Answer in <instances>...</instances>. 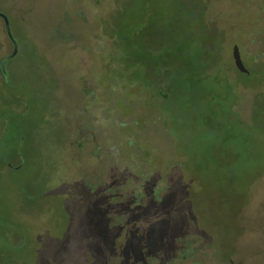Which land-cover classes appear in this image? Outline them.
<instances>
[{"label": "rangeland", "instance_id": "1", "mask_svg": "<svg viewBox=\"0 0 264 264\" xmlns=\"http://www.w3.org/2000/svg\"><path fill=\"white\" fill-rule=\"evenodd\" d=\"M262 6L0 0L18 48L3 75L0 17V264L115 259L103 189L138 196L151 178L167 193L147 211L151 252L176 209L174 226L205 238H187L181 264H264V50L250 45ZM235 43L251 76L224 70Z\"/></svg>", "mask_w": 264, "mask_h": 264}, {"label": "trees", "instance_id": "2", "mask_svg": "<svg viewBox=\"0 0 264 264\" xmlns=\"http://www.w3.org/2000/svg\"><path fill=\"white\" fill-rule=\"evenodd\" d=\"M110 57V53H108ZM90 102L91 111L96 118L100 114L93 110L95 100ZM88 108V107H87ZM101 110V107H99ZM82 112V111H81ZM88 176L86 175V178ZM110 183L103 189L104 212L113 227L118 233L116 243L120 249L119 255L113 258H103L93 255V264H181L182 260L192 257L193 249L187 238L197 235L198 238L205 239L203 235L195 229L196 223L189 221L185 228L174 226L175 220L180 216L175 209L173 212V224L167 227L166 240L160 245L159 253L151 252L154 246L152 238L147 234L148 209L151 204L159 206L163 203L166 194L161 198L157 196V178L146 181L140 194L129 195L121 198L114 186ZM150 204V205H149ZM195 256V255H194Z\"/></svg>", "mask_w": 264, "mask_h": 264}, {"label": "flooded vegetation", "instance_id": "3", "mask_svg": "<svg viewBox=\"0 0 264 264\" xmlns=\"http://www.w3.org/2000/svg\"><path fill=\"white\" fill-rule=\"evenodd\" d=\"M260 9H263L262 11L264 12V6H262V7H260ZM2 18V17H1ZM3 19V18H2ZM260 19V21H261V19H263V21H264V15H263V17H260L259 18ZM4 20V19H3ZM5 22V21H4ZM5 29H6V25H5ZM7 31V30H6ZM258 32H260V34L262 35H264V29L262 30V31H258ZM90 39V38H89ZM11 40V39H10ZM89 41H92L91 39L89 40ZM11 42H12V45H13V52H14V49H15V44H14V42L11 40ZM253 45V47L255 48V50H258L256 47L258 46V44H261V48H259V49H262V50H264V37H263V39H260V41H251L250 42V45ZM236 46H238V48H239V50H240V55H241V58H242V61H243V63H244V65H245V67L247 68V66H249L248 65V62H247V60H246V56H245V51H243L241 48H240V46L238 45V44H233L231 47H230V49H229V65H223L224 66V70L227 72V71H230L231 70V68H232V64H234L235 65V59H234V48L236 47ZM106 49H108V47H106ZM108 51V50H107ZM12 55V54H11ZM10 55V56H11ZM10 56L9 57H7L5 60H3L2 61V63H1V71H2V73H3V75H5V76H7V73H6V70H5V67H6V65H7V63H8V61L11 59L10 58ZM108 53H107V60H108ZM235 69L237 70V72H238V75H240V76H251L252 75V71L250 70V69H248L249 70V73H245V72H241L240 70H238V68L236 67V65H235ZM217 75H219V73L217 74ZM216 79H217V82H218V84H224V86L226 87V89H228L227 90V92L230 90V88H231V83H230V80H225L224 79V77H220V76H216ZM86 91V89L84 88V92ZM91 102H92V100H91ZM85 118V117H84ZM84 124H87V122L86 123H84Z\"/></svg>", "mask_w": 264, "mask_h": 264}, {"label": "water", "instance_id": "4", "mask_svg": "<svg viewBox=\"0 0 264 264\" xmlns=\"http://www.w3.org/2000/svg\"><path fill=\"white\" fill-rule=\"evenodd\" d=\"M0 17H2L5 21V25H6V30H7V34L9 36V38L14 42L15 44V49L14 52L12 53V55L10 56V58H13L17 55L18 53V48H17V43L12 35V32L10 30V23H9V19L8 16L5 15L4 13L0 12ZM234 59H235V65L238 68V70H240L241 72H245V73H249V70L245 67L241 55H240V50L238 48V46H236L234 48Z\"/></svg>", "mask_w": 264, "mask_h": 264}]
</instances>
